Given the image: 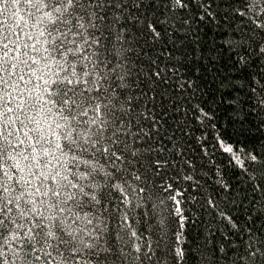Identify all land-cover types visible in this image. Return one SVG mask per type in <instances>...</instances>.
Masks as SVG:
<instances>
[{"label":"snow or ice","instance_id":"1","mask_svg":"<svg viewBox=\"0 0 264 264\" xmlns=\"http://www.w3.org/2000/svg\"><path fill=\"white\" fill-rule=\"evenodd\" d=\"M0 264H264V0H0Z\"/></svg>","mask_w":264,"mask_h":264}]
</instances>
